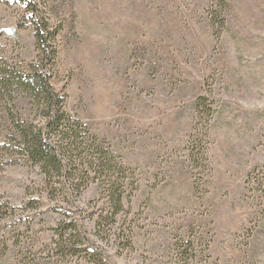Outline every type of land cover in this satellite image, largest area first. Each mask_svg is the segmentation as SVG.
<instances>
[{"label":"rangeland","instance_id":"obj_1","mask_svg":"<svg viewBox=\"0 0 264 264\" xmlns=\"http://www.w3.org/2000/svg\"><path fill=\"white\" fill-rule=\"evenodd\" d=\"M32 1L59 27L53 89L135 181L108 237L91 228L96 187L69 203L104 264H264V0ZM23 3L0 0V58L26 69L37 52ZM38 182L28 163L0 172V264H74L53 251L63 204Z\"/></svg>","mask_w":264,"mask_h":264},{"label":"trees","instance_id":"obj_2","mask_svg":"<svg viewBox=\"0 0 264 264\" xmlns=\"http://www.w3.org/2000/svg\"><path fill=\"white\" fill-rule=\"evenodd\" d=\"M24 1L37 53L26 69L0 58V172L16 162L30 164L38 175L41 194L56 205L63 204V219L54 228L52 239L55 254L74 260V264H104L103 249L95 238L87 237L86 228L69 212V203L96 187L103 206L89 213L91 228L97 237H108L110 233L102 224L108 219L117 223L128 191L136 188L135 181L116 154L67 111L63 95L53 89L59 27L51 22L46 6ZM219 24L223 27V20ZM205 99L198 97L197 110H206ZM20 100L26 101L27 115L18 108ZM195 142L190 147V160L200 165V160L207 161L206 149ZM256 189L264 199V170L257 174ZM10 212V207L0 202V225ZM117 237L121 238L119 233ZM0 245L6 248L4 233L0 234Z\"/></svg>","mask_w":264,"mask_h":264}]
</instances>
